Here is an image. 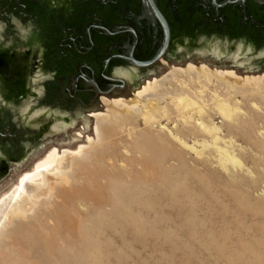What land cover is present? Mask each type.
I'll return each mask as SVG.
<instances>
[{
    "label": "rangeland",
    "instance_id": "rangeland-1",
    "mask_svg": "<svg viewBox=\"0 0 264 264\" xmlns=\"http://www.w3.org/2000/svg\"><path fill=\"white\" fill-rule=\"evenodd\" d=\"M196 42L181 45L191 53L211 50L216 43L222 55H233L239 47L237 56L249 57L245 67L252 66L253 56L263 51L239 38L230 41L198 35ZM184 57L182 50L178 60L157 64L103 97L131 99L144 82L162 77L171 66L188 63H204L240 76L264 71V63L261 69L247 72L232 68L224 59L210 64ZM145 74L148 76L139 78ZM180 89L175 80L164 82L165 92ZM218 90L223 92V86ZM165 97L160 102L168 118H162L161 125L132 115L113 116L100 122L97 138L92 116L88 131L79 140H70L82 131L78 113L84 107L79 105L69 113L54 109L57 116L49 117L50 126L41 134L44 121L18 119L16 125L25 131L22 142L27 150L17 161L35 147L46 146L20 168L11 170L9 163L5 172L0 170V199L53 148L59 153L73 151L89 144L88 137L97 141L74 163L68 185H57L49 201L41 202L27 218L0 228V264H264V89L230 94L229 99H239L240 110L228 119L214 110L208 93L203 96L211 104L200 118L220 127L221 136L232 140L230 150L241 166L223 165L210 146L197 143L198 151L191 152L172 140L162 125L188 143L211 141L192 124L193 119L178 116ZM28 103L15 106L30 110V115L37 108L29 107L35 101ZM88 108H92L89 114L83 115L106 110L97 101ZM72 119H77L73 125ZM60 121L69 126L65 131L53 129ZM69 162L66 159L58 170L67 169ZM52 180L48 175L47 181Z\"/></svg>",
    "mask_w": 264,
    "mask_h": 264
},
{
    "label": "flooded vegetation",
    "instance_id": "flooded-vegetation-1",
    "mask_svg": "<svg viewBox=\"0 0 264 264\" xmlns=\"http://www.w3.org/2000/svg\"><path fill=\"white\" fill-rule=\"evenodd\" d=\"M152 3L169 28V44L160 55L164 29ZM0 22L6 25L0 31L2 172L27 150L19 118L44 121L38 134L57 116L56 108L69 113L84 107L81 119L90 104L120 88L115 79L124 88L139 73L176 60L187 49L182 45L197 43L198 35L239 38L264 51V4L258 0H0ZM119 70L130 79L117 75ZM28 100L37 109L28 115L24 108L21 116L15 103Z\"/></svg>",
    "mask_w": 264,
    "mask_h": 264
},
{
    "label": "bare ground",
    "instance_id": "bare-ground-1",
    "mask_svg": "<svg viewBox=\"0 0 264 264\" xmlns=\"http://www.w3.org/2000/svg\"><path fill=\"white\" fill-rule=\"evenodd\" d=\"M238 49L239 47L233 54L234 59L238 57ZM216 52L217 49L214 48L212 54L216 55ZM200 53L203 54V51H200ZM246 62L248 63L249 60L238 61L237 64L243 66ZM245 68L251 69L252 66ZM116 74L129 79V73L126 70H119ZM168 80H175L181 89L173 94L170 91H163L164 82ZM221 85L223 86V92L218 90ZM210 86L214 87L210 89ZM263 89L264 71L254 76H240L231 70L214 67L211 69L204 63L201 65L188 63L184 67L171 66L167 74L160 78H151L144 82L143 86H139L131 99H107L102 97L101 102H103L106 110L105 112L93 114L95 118V136L96 138L99 136L100 122L113 116L118 118L132 115L143 119L144 122H155L161 125V119H167L168 112L166 107L161 105L160 100L165 99L167 95L177 115L182 116L186 120L188 119L187 121L193 119L192 124L198 130L207 134L211 141L203 140L201 142L188 143L177 132L171 131L165 125H162L161 128L167 129L172 140L191 152L198 151L196 148L197 143L203 147L210 146L215 150L218 160L223 165L241 166V161L230 150L232 140L229 138L224 139L221 136L220 127L215 124H206L200 118V115L205 113L206 107L212 103L214 110L223 118L228 119L234 112L240 110L238 106L239 99L235 97L229 99L230 94L240 93L244 95L248 91L254 93L261 92ZM205 93L209 94L210 104L208 100L203 98ZM253 105H256V103L254 102ZM193 115L199 117L194 118ZM76 120L72 119L71 125L75 124ZM80 120L83 123L82 131L78 135L72 136L70 140H79L82 133L88 131L90 127L89 117L82 116ZM66 127L69 126L62 124L61 121L55 122L53 125L55 131H65ZM96 138L94 136L93 138L88 137L87 143L89 144L79 145L73 151L63 150L59 153L57 148H53L41 161L35 163L30 172L21 175L15 186L0 199V228H6V226L11 225L16 220L27 218L37 209L41 202L49 201L57 185H68L71 182L74 163L81 158L88 146L96 143ZM66 159L70 161L69 167L65 170H58V168L63 166L62 164ZM50 174L53 176L51 183L47 181V177ZM43 191H47V193L42 196L40 193Z\"/></svg>",
    "mask_w": 264,
    "mask_h": 264
},
{
    "label": "water",
    "instance_id": "water-1",
    "mask_svg": "<svg viewBox=\"0 0 264 264\" xmlns=\"http://www.w3.org/2000/svg\"><path fill=\"white\" fill-rule=\"evenodd\" d=\"M260 1L261 3L264 4V0H258ZM152 10L153 12L155 13L156 17L159 18L162 26H163V29H164V44H163V47H162V50L159 52V55L160 53H162L164 50H166L168 44H169V28H168V25H167V22L165 20V18H163V16L161 15V13L156 9V7L154 6V4L152 3ZM214 48H217V52H216V55H213L212 52H213V49ZM200 51H203V54L200 53ZM184 52L186 53V57H184L185 59H190V58H196L198 60H204L206 62H210V64L215 61V62H219L220 60H228L231 62L232 64V68L235 67L236 69H244L246 70L247 72H250V71H254V70H259L261 69L263 63H264V57H262L264 51L262 52H258L257 54H255V56H253V59L252 61L254 60L255 63L252 65V68L251 69H246L245 66L246 64H244L243 66L241 65H238L237 62L239 60H246V59H249V57H247L248 54H245L244 56H238L236 57L235 59L233 58V55H228L226 53H224L223 55L221 54L220 52V48L218 46V44H213V47L211 48V50H204V49H198V50H194L193 52H189L187 51V49H184ZM183 58V59H184ZM251 61V62H252ZM143 64H147V63H143ZM144 76H141L139 78H143ZM117 81H120L121 82V85H120V88H123L124 86V81L121 80V79H115ZM29 102V100L27 102H25L24 104L27 105ZM31 107V105H30ZM18 112L20 113L21 116H25V112L24 111V107H19L18 109ZM24 119V117H23ZM27 146V145H26ZM46 146V143H43L42 145L38 146V147H35L34 149H32L29 154L24 157L22 160L20 161H12L11 162V170H16L17 168H20L21 165L27 160L29 159V157L39 153L44 147Z\"/></svg>",
    "mask_w": 264,
    "mask_h": 264
},
{
    "label": "clouds",
    "instance_id": "clouds-1",
    "mask_svg": "<svg viewBox=\"0 0 264 264\" xmlns=\"http://www.w3.org/2000/svg\"><path fill=\"white\" fill-rule=\"evenodd\" d=\"M13 22L17 25V27L20 28L21 32H25V29L19 24L18 21L15 20V18H13ZM4 27H6V25H3L2 22H0V31H2Z\"/></svg>",
    "mask_w": 264,
    "mask_h": 264
}]
</instances>
